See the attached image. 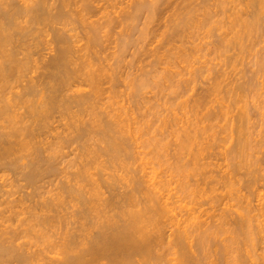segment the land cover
Returning a JSON list of instances; mask_svg holds the SVG:
<instances>
[{"label": "rangeland", "instance_id": "374dc122", "mask_svg": "<svg viewBox=\"0 0 264 264\" xmlns=\"http://www.w3.org/2000/svg\"><path fill=\"white\" fill-rule=\"evenodd\" d=\"M110 1L111 0L107 1V5L109 6V4H112V6L110 5V7L108 8V6L106 5L107 11L110 14L114 13L116 16H117L118 12L120 11L119 9H121V8L123 9L125 7V5H128L127 6L128 9L125 7L126 10H129L132 12V10L129 8L131 7L130 5H132L134 2L136 5L138 4L136 2H139V4L141 2L142 4H145L146 6H149V4H152V5L155 4L153 7L155 10L153 8H151V5L149 7L145 6L147 8V10H146V8H143L142 9L143 11L141 10L142 12H138V13L136 12L135 17L129 18L125 22H122L125 24V25L122 24V27H121V24L120 25L117 24V26L119 28L116 26V24H113L112 25L113 27L110 26L111 28L110 27L108 28V30H110L108 32L106 31L107 28H104L106 34H105L103 29L100 32L101 35H100L99 39L102 41V44L100 45V50H98L99 51L98 58L100 59V63H96L94 67L97 69H99V66H100V68H101V66L103 67L104 71L102 69H100V71L103 74V75H101L102 76L101 79H102V81L105 80V82L102 83V85H104V84L105 85L104 86L101 85L102 88H108L110 86V85H108V84H110V83H108L110 78L120 79V77H123V78H121L123 80L125 77V80H123L122 83H119L120 85L117 83L118 80L115 83V85L113 83V89L109 90V92L110 91H113V92H110V93L107 92V95H105V96L106 97L112 96L111 98H113L114 100L113 99L107 100V101L105 100V103L107 102L106 103L107 105L111 104L109 106L110 107L109 109H111V107H112V109H114V108L116 109L117 105H122V104L124 105L123 107L126 108V110H123V111L124 112L127 111V113H128V115L126 117L128 118L127 120L129 122L127 120L126 121L128 123L127 126H129L131 129L129 128L130 133L129 134L127 133L126 134L127 136L126 135H124V136H125L126 144L128 145V149H130L131 151L132 150L134 151L133 153L130 151L132 154L130 156V159H125V155L122 152L121 154H123L122 156H124V159H123V157H121L122 161H120L119 163L115 162L116 164L114 162L111 163L112 161L110 162V164H108V160L102 159V157L105 158L106 154L104 156L102 155V157L100 156L99 160L101 161V166L105 163L103 169L100 166V164H98V162H99L98 159L96 160V164H95L97 166H94V164H93V166L90 165V167H89L90 171H87V173L90 172L93 175L92 176L90 174L89 177L91 176L93 181L95 180L94 182L97 184L98 188L95 187L96 188L95 190L100 193V195H99L100 202L102 200H103V202L105 200L110 201V204L112 203L111 208H113V207L115 208V209L113 208V213L115 210H116L115 212L120 211L119 209L121 208V205L123 203H125V204H123L124 206L126 205L125 208L122 205L121 209L122 210L125 209V211H126V209L129 210L127 198L130 197L129 195H131V193H132V195L135 194L134 198L136 199L135 201H137V203H138V205L135 203L136 206L141 208L142 205H144V204L146 205V203L144 202V200L146 198L145 196H147L149 194V192L152 191V193H154V191H155V189L153 187L149 186L148 177H145V172L146 173L148 172V174L146 176H150L152 173L155 174L157 172L156 174H158V175L155 174V176H154L155 178L157 177L156 181H163L164 180L161 183L164 185L166 183V185H167V186L165 185V189L167 188L166 190H164V188H162L163 190L161 189L164 192L166 191L165 195L163 194L164 192H161L163 202H164V200L167 199L169 201L168 206L170 208H172V205H170V203L172 204L173 201H174L173 204L175 203V201H177V202L175 204L176 206L173 205V208L176 211L172 210L175 214L173 212L167 213V212L161 211L163 214L168 216V217L167 216L165 217V215H163L161 213L160 216L157 217L159 220H161V222L159 220H157V218L155 217L156 221L158 222V223L156 222V224H158L159 228L155 224H154L155 227L151 226V225H149V226H151L152 228L147 227V231L150 230L148 232L151 233V234L149 233V235H151V238H152V239L150 238L151 241L155 242V240L158 237L157 235L159 234V236H160V239L158 240L159 243L157 242L159 245H157V248H156L157 250L155 251V253L157 252L156 255L157 256L160 255L159 257H161L162 259L159 258L158 262L156 260V262H157L156 264H158V263L159 264H178V263L179 264H200V263L201 264H264V259H263V255H264L263 254L264 253L263 252L264 251V241H263L264 231L262 230L263 231L262 232L260 227H257L258 230L260 229L259 231H261V233H263V235L260 233L261 234L260 236L262 238L259 237V235H257V234H259V232L255 233L256 231H254L256 229L254 226H255V224L257 226L258 223L259 224L261 223L260 225L262 226V228H264V9H263L264 8V0H229V1L228 0H199L201 2H199L198 0H196V1L195 0L194 1L193 0H184V1L183 0H176V1L175 0H159V1L157 0L158 2L156 0H153V2H152V0H148L149 2L147 0L146 1L143 0L145 3L142 2V0H112L111 1L112 3H110ZM185 1H188V2H185ZM261 1H263V2H261ZM104 2H105V0H104ZM159 2H160L161 6L159 5ZM101 3H103V2H101ZM113 3H114V5H113ZM188 3H190V4H188ZM179 4H180V6H179ZM183 4H185V6H183ZM193 4H194V6H193ZM196 4H198V5H196ZM181 5H182V8H181ZM210 5H213V6H210ZM222 6L224 7V9ZM235 6H237V7H235ZM111 7H112V9H110ZM113 7H114V9H113ZM156 7H157V10H156ZM234 7H235V9H234ZM111 10H112V12H111ZM115 12H117V14ZM184 12H185V15H184ZM187 12H190V13L186 14ZM110 14H108V16ZM208 14H210V18H208L210 20L208 21V23H206L207 26H205V27L199 26V23L201 21L204 22L203 20L204 19L206 20L205 17ZM111 15H110V17L113 19L114 15L113 16H111ZM231 15H232V17H231ZM247 15H249V16H247ZM202 16H203V18H202ZM173 17H174V20H173ZM219 17H221V18H219ZM111 18H109V19H111ZM115 18L116 17H114V19ZM219 19L221 20V22L219 21ZM237 19H238V21H237ZM231 20L232 21L235 20V22H237V23H234L235 26H234V24H231L234 22V21L232 22ZM225 21H226V23H224ZM119 22H121V21H119ZM119 22L117 21L116 23H119ZM178 24H180L179 27H178ZM245 24H249V27L250 26L251 27L249 28L248 25L246 26ZM182 25H183V28H182ZM185 25H187V26H185ZM227 25L229 27H231L232 29L229 28ZM253 25H254V27H253ZM222 26H224V27H222ZM123 27H124V29H123ZM192 27H194V28H192ZM199 27H200V29H199ZM245 27H248V29ZM121 28L123 29V33H121L120 37L116 36L119 34L118 32L122 31ZM193 29L195 31H193ZM201 29H203V30H201ZM224 29H226V30H224ZM169 30H171V31H169ZM175 30H178L179 32L175 31ZM182 32H183V34H182ZM107 33L112 34V35H108ZM190 33H192V34H190ZM252 33H254V35ZM122 34H123V36H122ZM234 34H236V36ZM169 35H171V36H169ZM176 35H178V36H176ZM232 35L235 37V38L233 37L234 40L232 38ZM125 36H127L128 38ZM249 37H251V38H249ZM117 38L120 39L122 43L124 42L123 43L124 47L119 45L120 41H118ZM219 38H220V40H223V39L225 40V45H224L225 50H223L224 52L223 51H222L223 53L221 51H219L221 53L218 52L219 55H221L220 57L217 54V49L215 48L218 46V42L220 41ZM230 38H232V41ZM168 39H170V41H168ZM116 40L118 42H116ZM229 40L231 41L230 44H226V41H227V43H229ZM101 41H100V43H101ZM97 42H99V41H97ZM194 42L196 43V46L199 47V48L196 47V49H195L196 53H195L194 48L192 46V45H195ZM117 43H119V44H117ZM215 44H216V46H215ZM117 47H120L121 49L120 48L118 49ZM212 47H214V49H216V51H213ZM200 48H202V49H200ZM189 49H191V50H189ZM197 49L200 51H198ZM201 50H202V52H201ZM100 51H101V53H100ZM187 51H188V53H187ZM154 52H156V53H154ZM167 52L168 53L170 52L171 54L170 53L168 54ZM182 52L183 53L185 52L187 54V57H185L186 55L184 56L187 59H185L184 57L179 55V54H182ZM192 52H194V53H192ZM43 53L44 54L46 53L45 56H48L49 50L44 51ZM148 53H150V54H148ZM50 54H51V52H50ZM154 54L159 55L158 57H161V58L160 59L158 58L159 59L158 60L156 58L157 55H154ZM222 54H224L225 56H223ZM188 55H189V57H188ZM217 55H218V57H217ZM147 56H150V57H147ZM166 56H168V57H166ZM152 57H155V58H152ZM102 58H103V60H101ZM115 58H116V60H115ZM166 58H167V60H166ZM187 60H189V61L186 62ZM162 62H164V63H162ZM185 64H187V65H185ZM189 64L191 66H189ZM109 66H110V68H109ZM206 67H207V69H210V68L212 69L208 72L210 75L208 73H206V75L201 74V76H200V74H199V79H198L197 74L199 73V71H200V73L202 71H206ZM162 69H163V71H162ZM183 69H185V70H183ZM193 70L195 72H193ZM196 72H197V74L195 75ZM214 73H216V74H214ZM115 74H116V76H119V77L117 78L115 76ZM168 74H171V75L175 74L174 78H173L174 80L173 79H172V81L170 79L168 80L165 77ZM136 75H137V77H136ZM126 77H127V79H126ZM164 77L166 78V80H164ZM196 77H197V79H196ZM210 79H212V80H210ZM221 79H223V82ZM217 80H219V81H217ZM214 81L220 82V84L218 83L220 87H219L218 92H216L217 94L211 92V89H212L211 87L214 85ZM126 82H127V84H125ZM167 82H169V83H167ZM141 83H142V85H140ZM171 83H174V84L171 85ZM248 86H249V88H248ZM80 90H83L82 92H86V91L88 92V91H90V87L87 85H84V86L80 87ZM112 93H113V95H112ZM203 98L204 99L207 98V100L205 99L206 100L205 101V100H203ZM112 101L114 104L112 103ZM167 101L170 103L167 104ZM197 101H199V102L197 103ZM155 104H157V105H155ZM169 104H170V106H169ZM244 104L247 107V110H245L246 107L244 106ZM190 105H191V107H190ZM153 106H154V108H153ZM109 109H107V110H109ZM170 109H172V110H170ZM168 110L170 113L168 112ZM194 110H195V112H194ZM197 111H198V113H197ZM239 111L243 112V116H242L241 112H239ZM224 113H226V114H224ZM58 115L59 114H57V113H55V114L53 113V116H54L53 119L54 120L51 119L52 115L50 116L51 118L48 117L50 119V121L44 119L45 123L43 125H45L46 129L44 128L43 132H44V134L45 133L48 134L47 136L45 134V136L43 138V135H44L43 134V135H41V137L40 136L37 137V140L34 139L33 140L34 142L32 141L33 144L30 142V145L28 148V150L30 149L29 151L26 149L27 151H24L22 153L21 150H20L21 152L18 150L23 155L26 156V154H27V156H29V157L23 156L24 158H22V154H19L21 156L19 158V157H17L18 154L15 153V154H17V156H15V158L8 157V159H9L8 161H10V160L12 161L13 159L15 160V162L13 163L14 165L12 164L11 166H7V167L5 166L6 169H3L4 166H1V164H0V166H1L0 167V229H3L5 226L11 227V228H9V230L15 229L14 227H17V223H16L17 221L15 218L16 216L14 215L15 213L13 214V212L18 210V208L21 206L20 204L22 202H24V205H25V206L24 205H22V206L26 208V206L32 207V203L34 204L37 201L42 202L41 200H39L41 198L44 201H50L51 195L53 193H54V196L52 195L51 200H53L54 197L56 199V195L58 196V194H62L61 193L62 192V189H61L62 186L61 185L66 183L67 180L70 179V176L73 175L79 169V163L82 162L80 160V156L82 154H79V153H84V151H85V149L82 146V141H81V143L77 142L74 144L73 143L69 144L70 147H69V145L67 146V144H65L67 146L66 147V146H64V144H62L61 139L58 140V138H64V137L67 138L66 136H68V134L72 135L69 133L70 131L68 133H66V132H67V130H69V128L72 131L71 128L73 127L72 123H70L71 121L73 122V120H70V118L67 115L66 116L68 118L63 117V116L59 118ZM227 115L230 118L226 117ZM186 117L189 118L190 121H192L191 123L194 122V123H196V125L194 126L193 125L194 123L193 124L189 123V119H187ZM83 118H85V117L83 116ZM240 118H242V119H240ZM228 119H229V122H228ZM202 120H203V122H202ZM224 120L227 122L225 123ZM83 121H84V119H83ZM135 121H137V122H135ZM184 121L188 122L187 125L190 124L189 126H192V127L194 126V129L196 126L198 128L197 133H196V136H197L196 140L197 141H195L196 145H195V143H193L189 147V149L186 151V153L185 152L180 153V156L182 153L184 154L182 156L185 159V160H183V158H182V160H183L182 164L183 165L185 164V162H187V163L190 162L187 165L185 164L187 166V169L190 168V166H192L195 161L196 162L198 161L197 163L195 162L196 164H198V167H197L198 169L196 170L197 172L196 171L193 172V174H196V176L195 175L192 176L190 174H186L184 176L185 180L187 179V181L191 185L190 190L192 193H191V196H189V197H187V196L185 197L184 195L179 193V191H178L179 188L177 187V185H179L180 177L174 171L176 168V162L181 159L180 156H179L180 159H177V155H176L177 153H179L177 151L179 149L177 146H178V143L180 142V141L178 142V140H180V139L175 140L176 138H174V137H175V135L177 136L176 130H177V132H179L181 134L182 129L184 127L185 128L188 127V126H186V122H184ZM239 123H241V124H239ZM70 124L72 125L71 127H70ZM150 124H151V126H150ZM183 124H185V125L183 126ZM241 128H242V130H241ZM134 129L138 130L139 132L138 131L136 132ZM173 129H174V132H173ZM199 129H200V131H199ZM246 130H248V131H246ZM198 131H199V133H198ZM209 131H210V133H209ZM240 131H242V132H240ZM203 134H204V136H203ZM64 135H66V136H64ZM173 135H174V137H173ZM95 136L94 137L91 136L92 138H94V140L96 139L95 141L93 139L90 140V143L93 146L91 144L89 145L88 144L89 142H87V144L89 145L88 147L91 146L90 150H92V148L95 146L94 149H96V151L99 152L100 150H102L101 149L102 147L104 148L105 145L103 146L104 141L102 142V140H100V142H102V144H101L102 147L98 146L100 144H96V142H98L99 140L97 141V138H95ZM128 136L130 137V139H132V141H129L130 143L128 142V139H129V138H127ZM133 136H134V138H133ZM148 136L150 138L153 137V140L155 142L157 141L159 146L164 144V147L162 146L163 149L159 147V149H161V151H158V153H159V156L157 155L158 157H156V155H154V153L152 152L153 149H151V147L150 148L147 147V143L149 141H147L146 139L148 138V140H150V138ZM96 137H99V136H96ZM65 138H64V140H65ZM221 138H223V139H221ZM89 139H91V138H89ZM37 141H41L42 143H39ZM242 141H244V142H242ZM59 142H60L62 148H59V147H61ZM34 143H35V145H34ZM200 143H202V144H200ZM36 144L40 145L39 146V149H40L39 152L42 151V153L44 155L43 156L42 153H39L41 155V158L44 159L46 157L48 159V155H47L48 153H50V154L52 153V155L54 154L53 156L49 154V157L52 156L53 160L55 159V156H56V160L52 161L51 160L52 158L49 160H51V164H54V165H52L54 168L57 167L59 169V171L60 170L61 171L59 172L56 168V170L53 171V173H55L53 175H52V173L51 174L49 173L50 175L49 174L45 175V173H47V172L44 171L42 176L45 175L46 176L45 179L43 180L44 177L42 178V176H41L40 179L42 178V180L39 181L40 180L39 179L37 181L38 183L34 184L35 185V186H33L34 189H32V187L28 186L26 181L23 179V175H24V173H26L25 171L28 170L26 167H23V164H28V162L32 161L31 157L33 156L32 154L34 152L31 151L33 149L30 148V146L35 147ZM47 144H49V145H47ZM55 144L57 146L56 148H54ZM84 144H85V142H84ZM167 144H168V146H166ZM240 144H242L243 149L238 147V146L241 147ZM46 145H47V147L49 146L50 149H51L50 145H52V149L51 150L48 149L49 150L48 151L47 149H45ZM42 146H44V147L42 148ZM17 147L18 146H16L15 148H17ZM65 147H66V149H65ZM244 147H245V149H244ZM19 148L20 147H18V149ZM131 148H134V149H131ZM176 148H178V149H176ZM22 149H24V148H22ZM238 149H240V150L238 151ZM44 150H47L48 153H47V151L45 152ZM31 152H33V153L31 154ZM94 152H95V150H94ZM145 152H146V154H145ZM155 152H157V151H155ZM101 154H103V153H101ZM13 155L14 154H12V156ZM119 157H120V155H119ZM126 157H128V156H126ZM10 158H13V159H10ZM16 158H18L17 160L19 162H17ZM46 158L44 160L43 159L42 160L46 161L47 160ZM82 159H85V158L82 157ZM106 159H107V157H106ZM4 160H2V162H3L2 164H4ZM6 160H7V158H6ZM6 160H5V163L8 162ZM42 160L39 162L42 166L40 168L45 169L46 168L45 165H47L48 163H47V161L43 162ZM74 160H75V163H77L78 162L77 160H79V162L76 164L78 166V169L74 168V167H77L76 165L71 166V165L75 164L73 162ZM193 160H195V161H193ZM116 161H117V159H116ZM125 161L127 164L125 163ZM164 161H165V163H164ZM180 161H178L177 163L179 164ZM55 162H56V164H55ZM69 163H72V164H69ZM91 163H92V161H91ZM120 163H121V165L122 164H124V165L121 166ZM68 164H69V166L72 167V170L70 167H67ZM171 164H172V166H171ZM253 164H255V165H253ZM125 165L128 166L129 168L125 167ZM141 165H142V167H141ZM15 166H18V167H15ZM21 166L23 167V169L20 168ZM43 166H45V167H43ZM92 167H94V168H92ZM121 167H123V168H121ZM124 167H125V169H124ZM25 168H26V170H25ZM205 168H206V170H205ZM122 169L126 170V172ZM129 169H130V171H129ZM69 170L72 173H69L70 172ZM95 170H96V172H95ZM138 171H140V172H138ZM19 172H21V173H19ZM64 174H66L65 175L66 177L64 176ZM69 174H70V176H69ZM136 174H139V175H136ZM127 176H128V178H127ZM91 177H90V179H91ZM158 177L163 178V179L158 180L159 179ZM191 177L193 179H191ZM202 177H204V178H202ZM105 178H107V179H105ZM137 179L140 180V182L138 181L139 185H137V183H136L137 181H135ZM145 179H147V180H145ZM87 180L89 181V179H86V181ZM105 180H108V181H105ZM141 180H143L142 181L143 184H140V183H142ZM116 181H117V183H116ZM132 182L133 183L135 182L134 183L135 185ZM87 183L88 182L82 181V183L80 185H77L76 188H78L80 186L79 188H81V190L80 189H78V190H80L82 193H83V191L84 192L87 191L88 197H90L89 193H91L92 191L94 193V190L92 189V191H91V186ZM130 183L132 184V186ZM57 184L60 185L61 187L58 186ZM128 184H129V186H128ZM229 184L233 187H231ZM24 185H26V186H24ZM36 185H38L39 188H37L38 186L36 187ZM142 185H143V187L141 188ZM92 187L94 188V185H92ZM89 190L91 192H89ZM100 190H102V191H100ZM36 191L38 192L39 195L37 194ZM130 191H132V192H130ZM133 191H135V193ZM63 192H64V190H63ZM101 192H102V194H101ZM140 192L142 194H140ZM30 193H31V195H30ZM145 193H146V195H145ZM167 193H169V195H168V197H165V196H167ZM40 194H41V196H40ZM82 195H86V194L83 193ZM46 197H48L49 200ZM112 197H113V200H112ZM179 197H180V200L178 199ZM60 198H63V196H61ZM64 198H65V200L68 201V203L65 200L63 201L66 204L62 203L63 204L62 208L59 209L60 212L62 211L61 214L65 215V214H67V211H68V213L72 214V212H70L72 209H70V208H73V205H75V204L76 205L74 206V209H76V207L77 208L80 207V205L77 204L78 201L76 203V200L74 201V199H72L70 197H65V195H64ZM68 198L72 199L73 201L71 200V202H70V200H68ZM114 198H115V200H114ZM63 199H61V200H63ZM119 200L121 203L119 202ZM14 201H16L15 202L16 204L15 203L14 204L17 206L20 203L19 207L15 208L16 206L15 207L12 206L13 209L9 208V206L11 204L10 202L13 203ZM17 201L19 203H17ZM8 203H10V204L8 205ZM102 203H100V205H106L107 204V203L106 204H102ZM177 204H179V206H181V207L183 206V207L180 208ZM247 204H248V207L246 208ZM22 206L19 208L18 211H20ZM118 206H119V209H117ZM65 207H67V209H69V210H67ZM243 207H245V208H243ZM64 209H66L67 211ZM246 209H249L251 211L247 212ZM5 211H7L8 213L11 211V214H7V212L3 213ZM173 214L175 215V218H174ZM247 214H249V217ZM8 215H9V218H8ZM67 215H68L67 218L69 219L70 216H69V214H67ZM190 215H192V216H190ZM241 215L243 217H240ZM163 216L165 218H163ZM221 217L225 218V219H221ZM10 218H11V220H10ZM18 218H20V217H18ZM241 218H243V219L246 218L245 221L247 223L250 222L249 224L251 225V229L254 232V234H252L253 232L251 233L252 234L251 237H253V238H251L249 235V233L251 231L249 232L248 227H247L248 229L246 228V230L248 232L246 230L243 231L244 229L240 230L241 232L244 233V234L242 233V235H241V232L239 231V227H238L239 222H241V220H242ZM118 219H117V221H118ZM169 219L171 221H169ZM187 219H188V221H187ZM190 219L191 220L193 219V220L190 221ZM71 220H72V218H71ZM7 221H9V222H7ZM176 221H177V224H176ZM257 221H258V223H257ZM174 222H175V224H174ZM221 222H222V224L220 226ZM226 222L228 224H226ZM234 223H237V226ZM181 224H183L184 226L187 225L186 226L187 229H186V227H184ZM212 225H214V226H212ZM233 225H235L237 227L236 229H238V231L236 229H234L235 226L233 227ZM69 226L70 225H68V227ZM179 226H180V228H182V226H183V229L184 230L186 229V232L188 231L189 236H190V237L188 236L189 240L188 239L184 240V243L181 245L183 247L182 249L180 246L173 244L174 243V237H176L174 235L177 232L176 230H178ZM200 227H202L203 231L201 230ZM204 227L205 228L209 227L210 228V229L208 228L209 230H211L213 232L216 231V232L213 233L211 231H208ZM219 227L222 229H220ZM159 229H160V231H159ZM204 229L206 230V232H204L205 231ZM218 229L221 231V233H223V231H224V234L217 233ZM207 231L210 233H208ZM226 232H228V233H226ZM172 233H174V235ZM204 233H205V235L208 233L207 237L204 236ZM255 234H256V236H255ZM243 235H245V237H247V239H249V240H250V238L253 239V240H251L252 242L249 240L245 241V238L243 237ZM200 236L204 238V241H205L204 246H203V243H200V242H203L200 240V239H202ZM241 236L243 237V239H241ZM232 237H233V240H232ZM35 238H36V236L33 237V235H28V237H26L25 239L22 238L23 242H21L22 240H20V242L21 243L25 242L26 244L29 242L30 245L32 244L31 249L36 252L37 248L39 249L40 246H41L40 248H43V246H46V245L41 239H38V238L35 239ZM237 238H240L241 242ZM205 239H207V240H205ZM229 239H231L232 242L234 241L233 244L229 243L230 242ZM40 240L44 243V245ZM190 240H193V241L189 242ZM242 240H243V242H242ZM166 241L168 244L166 243ZM186 241L189 243V245ZM51 242H53V239ZM245 242H247V243H245ZM190 243H191V246H190ZM29 244H27V246ZM205 244L208 245L207 246L208 248L209 247L210 248L207 249ZM230 244H231V246H230ZM244 244H245L246 248L243 247ZM253 244H254V248H253V246L251 247V245H253ZM34 245L35 246L37 245L38 247L37 246L35 247ZM226 246H229V248ZM51 247H53V245ZM178 247H180V248H178ZM47 248H48V246H47ZM47 248L45 247L44 249L46 250ZM48 249L46 250V252H47L48 257H49L50 255L52 256V254H50L51 251H49V253H48ZM229 249H232L234 252L232 250H229ZM32 250L30 251L31 253H32ZM40 250H41V252L43 251L42 249H40ZM206 251H207V254H206ZM179 252H180V254H179ZM43 253L45 254V252H43ZM183 253H185V255ZM32 254H34V253H32ZM40 254L42 255V253H40ZM176 254H177V256H176ZM182 254H183V256H182L183 259H181ZM261 254H262V258H260ZM179 255H180V257H179ZM186 256L187 257L189 256L188 257L189 260H188V258L186 259ZM37 257H39V256H37ZM37 257L34 258V256H33V258L31 257V259H28V261H26V263H23V264H44L45 263V261L40 260V258H43L42 256L39 258H37ZM135 257L137 258L138 261H134V264H135V262H137L136 264H140V262H139L140 258L138 257V255H135ZM135 257H133V259L136 260ZM207 258H209V259H207ZM181 260H182V262H181ZM36 261H37V263H36ZM154 262H153V264H155ZM0 264H16V263L15 262L11 263L8 260H6V261L0 260ZM141 264H143V263H141ZM149 264H152V263H149Z\"/></svg>", "mask_w": 264, "mask_h": 264}, {"label": "bare ground", "instance_id": "6f19581e", "mask_svg": "<svg viewBox=\"0 0 264 264\" xmlns=\"http://www.w3.org/2000/svg\"><path fill=\"white\" fill-rule=\"evenodd\" d=\"M108 1V0H107ZM107 1L105 0H0V164L1 166H4L3 169H6L5 166H11L15 160L13 158H15V156L17 157H21L19 154H22L24 151H27L30 145V142L33 144V140L36 139L37 137H41V135L44 134V128L46 129L45 125H43L45 123V120H49V118H51L50 116L52 115V118L55 116H53V113H57L59 114V118L60 117H69L70 120H73V122L71 121L70 123H72L73 127L71 128L72 131L67 130L66 133L72 134L66 136L67 138H58L61 139L62 144H64V146H66L65 144H67V146L69 144H74V143H81L82 141V146L85 149L84 153H79L82 154L81 156L84 157L85 159H82V157L80 156V160L82 162L79 163V169L78 166L76 165L79 160H77L78 162L75 163V160L73 161L74 165L71 166H77L74 168H77L78 170L70 176V179L67 180L66 183L62 184L61 189H62V194H58V196L56 195V199L54 197L53 200L52 199V195L54 196V193L51 195V199L50 201H44L42 198L39 199L40 201L35 202L34 204L32 203V207H28L26 206L23 207L22 205H24V202H22L21 204L17 201V203H19L22 208L19 210V204L18 206L15 205L16 201H14L13 203L10 202L8 203V205L10 204L9 208L15 207H19L17 211H12L13 214L16 216H14L16 218V223H17V227H14L15 229H11L9 230V226H5L3 229H0V260H8L9 262H15L16 264H23L26 263V261H28V259H31V257L36 258L37 256L39 257H43L40 258L41 261H45L44 264H134V261H138L137 258L135 257V255H138V257L140 258L139 262L140 264H149L153 262L156 264L160 259H162L161 257L157 256L155 251L157 250V245H159L158 240L160 239L159 234L157 235V239L154 241H151V235H149L150 230L147 231V227H151L158 224H156V218L160 216V214L163 212H170L172 213L174 210L173 205L176 204L177 201H175V203L172 204L170 203V205H172V208H170L169 205V201L166 199L162 200V195L161 192L164 188L165 189V185L162 184L161 182L163 181H156V178L154 177L155 174L157 173H152L150 176H146L148 174V172H145V177H148V183L149 186L153 187L155 189L154 193L149 192V194L147 196H145V200L144 202L146 203V205H142L141 208H139L138 206H136V204L138 205L137 201H135L136 199L134 198L135 194L129 195L130 197L127 198V202H128V209H121L122 205L125 204L123 203L121 205V208L119 209V206L117 209H119L120 211L113 213V208H111L112 203L110 204V201L105 200L103 202V200L100 202V198L99 195L100 193L98 191H96L95 189L98 188L97 184L93 181L92 177L90 179L89 175L91 174L90 172L87 173V171H90L89 167L90 165L93 166H97L96 164V160L98 159V164H100L101 166V161L100 156L102 157V155L104 156L105 154V158L102 157V159L108 160V164L111 163H115V162H120L122 161L121 157L123 154L125 155V159H130V156L132 155L131 152L133 153L134 151L128 149V145L126 144L125 141V136L127 133H130V127L127 126V111H123L126 110V108H124L123 104L122 105H117V108L115 109H109L110 105L105 103V100H111L113 98L111 97H106L105 95H107V92H109L110 89H113V83L115 85V83L118 80V84L122 83L123 80L120 77V79H116V78H110V80L108 81V85H110L108 88H102L101 85L104 81H102L101 79V75L102 72L100 71V69L103 70V67L99 66V69L95 68V64L96 63H100V59L98 58V53L100 50V45L102 44V41L99 39L100 35H101V30L104 28H107V32L110 31L108 30V28L113 24H121L122 27V22H125L127 19L129 18H133L135 17L136 12H142L143 8L149 7L151 5V8L154 7V5L149 4V6H146L145 4H142L140 2H136L138 3L137 5L135 4V2L130 5L129 9L132 10H126L128 5H125V7L122 9H119L120 11L115 12L117 14V16L114 13H108L107 11ZM112 1V0H111ZM110 1V3H112ZM146 1V0H144ZM142 0V2H144ZM148 1V0H147ZM157 1V0H156ZM159 1V0H158ZM157 1V2H158ZM176 1V0H175ZM184 1V0H183ZM194 1V0H193ZM196 1V0H195ZM199 1V0H198ZM229 1V0H228ZM103 2V3H101ZM114 2V1H113ZM149 2V1H148ZM153 2V0H152ZM155 2V1H154ZM188 2V1H185ZM201 2V1H199ZM218 2V1H217ZM263 2V1H261ZM145 3V2H144ZM151 3V2H150ZM156 3V2H155ZM169 3V2H168ZM182 3V2H181ZM194 3V2H193ZM196 3V2H195ZM227 3V2H226ZM124 4V3H123ZM128 4V3H127ZM170 4V3H169ZM178 4V3H177ZM190 4V3H188ZM201 4V3H200ZM231 4V3H230ZM107 5V6H106ZM110 5L112 6V4H109L108 8L110 7ZM114 5V3H113ZM160 5V2H159ZM198 5V4H196ZM208 5V4H207ZM262 5V4H261ZM106 6V7H105ZM146 6V7H145ZM161 6V5H160ZM176 6V5H175ZM180 6V4H179ZM178 6V7H179ZM183 6H185V4H183ZM194 6V4H193ZM200 6V5H199ZM213 6V5H210ZM216 6V5H215ZM233 6V5H232ZM255 6V5H254ZM177 7V8H178ZM223 7V6H222ZM237 7V6H235ZM234 7V9H235ZM159 8V7H158ZM182 8V5H181ZM180 8V9H181ZM202 8V7H201ZM262 8V7H261ZM112 9V7L110 8ZM109 9V10H110ZM114 9V7H113ZM128 9V8H127ZM154 9V8H153ZM224 9V7H223ZM252 9V8H251ZM264 9V8H263ZM134 10V11H133ZM142 10V11H141ZM147 10V8H146ZM155 10V9H154ZM157 10V7H156ZM177 10V9H176ZM217 10V9H216ZM238 10V9H237ZM260 10V9H259ZM107 11V12H106ZM195 11V10H194ZM231 11V10H230ZM257 11V10H256ZM110 12V11H109ZM112 12V10H111ZM147 12V11H146ZM229 12V11H228ZM238 12V11H237ZM190 12H187L186 14H188ZM205 13V12H204ZM208 13V12H207ZM220 13V12H219ZM108 14H110L111 16L114 15V17H116L113 19L110 17V15L108 16ZM152 14V13H151ZM175 14V13H174ZM203 14V13H202ZM218 14V13H217ZM177 15V14H176ZM181 15V14H180ZM185 15V12H184ZM209 15V16H208ZM206 15V20L204 19V22H200L199 26L205 27L207 26L206 23H208V21L210 19V14ZM212 15V14H211ZM234 15V14H233ZM137 16V15H136ZM173 16V15H172ZM195 16V15H194ZM227 16V15H226ZM249 16V15H247ZM258 16V15H257ZM260 16V15H259ZM141 17V16H140ZM178 17V16H177ZM188 17V16H187ZM218 17V16H217ZM232 17V15H231ZM234 17V16H233ZM111 18V19H109ZM198 18V17H197ZM203 18V16H202ZM214 18V17H213ZM221 18V17H219ZM225 18V17H224ZM240 18V17H239ZM245 18V17H244ZM247 18V17H246ZM181 19V18H180ZM185 19V18H184ZM199 19V18H198ZM235 19V18H234ZM174 20V17H173ZM187 20V19H186ZM250 20V19H249ZM119 23H116V22ZM181 21V20H180ZM192 21V20H191ZM195 21V20H194ZM219 21L221 22V20L219 19ZM232 21V20H231ZM234 21V22H233ZM231 24L237 23L235 22V20H233ZM238 21V19H237ZM248 21V20H247ZM251 21V20H250ZM178 22V21H177ZM184 22V21H183ZM219 22V23H220ZM226 23V21L224 22ZM228 23V22H227ZM248 23V22H247ZM256 23V22H255ZM181 24V23H180ZM180 24H178V27L180 26ZM253 24V23H252ZM125 25V24H124ZM131 25V24H130ZM223 25V24H222ZM225 25V24H224ZM244 25V24H243ZM246 26L249 24H245ZM257 25V24H256ZM187 26V25H185ZM228 26V25H227ZM235 26V24H234ZM110 27V28H111ZM115 27V26H114ZM118 27V26H117ZM128 27V26H127ZM195 27V26H194ZM192 27V28H194ZM224 27V26H222ZM229 27V26H228ZM248 27H245L248 29ZM251 27V26H250ZM249 27V28H250ZM254 27V25H253ZM119 28V27H118ZM117 28V29H118ZM183 28V25H182ZM198 28V27H197ZM196 28V29H197ZM231 28V27H229ZM257 28V27H256ZM255 28V29H256ZM114 29V28H113ZM124 29V27H123ZM123 29L121 28L122 31L118 32L119 34L116 36H121V33H123ZM200 29V27H199ZM232 29V28H231ZM120 30V29H119ZM181 30V29H180ZM203 30V29H201ZM216 30V29H215ZM226 30V29H224ZM254 30V29H253ZM252 30V31H253ZM257 30V29H256ZM171 31V30H169ZM178 31V30H175ZM174 31V32H175ZM185 31V30H184ZM193 31H195L193 29ZM197 31V30H196ZM233 31V30H232ZM255 31V30H254ZM103 32V31H102ZM105 32V30H104ZM179 32V31H178ZM192 32V31H191ZM211 32V31H210ZM227 32V31H226ZM225 32V33H226ZM229 32V31H228ZM170 33V32H169ZM193 33V32H192ZM190 33V34H192ZM258 33V32H257ZM261 33V32H260ZM106 34V32H105ZM108 35H112L107 33ZM177 34V33H176ZM180 34V33H179ZM183 34V32H182ZM189 34V35H190ZM211 34V33H210ZM233 34V33H232ZM254 35V33H252ZM125 35V34H124ZM236 36V34H234ZM259 35V34H258ZM99 36V37H98ZM107 36V35H106ZM123 36V34H122ZM167 36V35H166ZM171 36V35H169ZM178 36V35H176ZM249 36V35H248ZM102 37V36H101ZM104 37V36H103ZM127 37V36H125ZM180 37V36H179ZM197 37V36H196ZM234 36L232 35V38ZM257 37V36H256ZM122 38V37H121ZM128 38V37H127ZM170 38V37H169ZM221 38V37H220ZM219 38V40H220ZM232 38L231 41H232ZM235 38V37H234ZM233 38V40H234ZM251 38V37H249ZM253 38V37H252ZM107 39V38H106ZM115 39V38H114ZM177 39V38H176ZM190 39V38H189ZM216 39V38H215ZM223 39V38H222ZM227 39V38H226ZM113 40V39H112ZM118 41H120L119 45L123 46V43L121 42L120 39L117 38ZM116 40V42H118ZM183 40V39H182ZM99 41V42H97ZM101 41V43H100ZM168 41H170V39H168ZM197 41V40H196ZM228 41V40H227ZM226 44H230V40L229 43ZM181 42V41H180ZM218 42V41H217ZM189 43V42H188ZM187 43V44H188ZM195 43V42H194ZM239 43V42H238ZM191 45V44H190ZM224 45H225V40H220L218 42V46H216L215 44V48L217 49V54L219 55V53H221L224 49ZM232 45V44H231ZM109 46V45H108ZM120 46V47H121ZM189 46V45H188ZM194 48V51L196 53V43L195 45H192ZM120 47H117L118 49ZM185 47V46H184ZM183 47V48H184ZM213 48V51H216V49ZM102 48V47H101ZM199 48V47H197ZM109 49V48H108ZM121 49V48H120ZM202 49V48H200ZM231 49V48H230ZM49 50V55L45 56V54L43 53L44 51ZM183 50V49H182ZM181 50V51H182ZM185 50V49H184ZM191 50V49H189ZM198 50V49H197ZM122 51V50H121ZM171 51V50H170ZM200 51V50H198ZM221 51V52H219ZM51 52V54H50ZM179 52V51H178ZM186 52V51H185ZM179 54L182 57H187L186 53ZM202 52V50H201ZM219 52V53H218ZM224 52V51H223ZM222 52V53H223ZM101 53V51H100ZM156 53V52H154ZM168 53V52H167ZM170 53V52H169ZM168 53V54H169ZM181 53V52H180ZM188 53V51H187ZM194 53V52H192ZM48 54V53H47ZM104 54V53H103ZM145 54V53H144ZM150 54V53H148ZM171 54V53H170ZM190 54V53H189ZM112 55V54H111ZM157 55V54H154ZM217 55V57H218ZM223 56H225L224 54H222ZM159 55H157V59L161 58L158 57ZM221 55H219L220 57ZM105 57V56H104ZM109 57V56H108ZM113 57V56H112ZM150 57V56H147ZM168 57V56H166ZM178 57V56H177ZM176 57V58H177ZM180 57V56H179ZM184 57V58H185ZM189 57V55H188ZM155 58V57H152ZM164 58V57H163ZM181 58V57H180ZM183 58V59H184ZM105 59V58H104ZM158 59V60H159ZM187 59V58H185ZM190 59V58H189ZM103 60V58L101 59ZM108 60V59H107ZM116 60V58H115ZM153 60V59H152ZM167 60V58H166ZM178 60V59H177ZM182 60V59H181ZM105 61V60H104ZM165 61V60H164ZM169 61V60H168ZM189 60H187L186 62H188ZM167 62V61H166ZM177 62V61H176ZM179 62V61H178ZM184 62V61H183ZM107 63V62H106ZM164 63V62H162ZM161 63V64H162ZM170 63V62H169ZM188 64V63H187ZM185 64V65H187ZM98 65V64H97ZM96 65V66H97ZM111 65V64H110ZM177 65V64H176ZM189 66H191L189 64ZM209 67V66H208ZM95 68V69H94ZM110 68V66H109ZM112 68V67H111ZM199 69V68H198ZM203 69V68H202ZM185 70V69H183ZM210 69H207L206 67V71H202L200 73L197 74V72L195 73V75L197 74V77L199 79V74L201 76V74L206 75V73H208ZM104 71V70H103ZM149 71V70H148ZM154 71V70H153ZM163 71V69H162ZM193 72H195L193 70ZM192 72V73H193ZM189 73V72H188ZM191 73V72H190ZM205 73V74H204ZM218 73V72H217ZM114 74V73H113ZM144 74V73H143ZM160 74V73H159ZM162 74V73H161ZM179 74V73H178ZM209 74V73H208ZM216 74V73H214ZM121 75V74H120ZM124 75V74H123ZM127 75V74H126ZM174 75L168 74L167 76H165L168 80L170 79L172 81V79L174 78ZM210 75V74H209ZM208 75V76H209ZM116 76V74H115ZM114 76V77H115ZM179 76V75H178ZM177 76V77H178ZM181 76V75H180ZM219 76V75H218ZM117 78L119 76H116ZM137 77V75H136ZM157 77V76H156ZM164 77V80H166V78ZM176 77V76H175ZM184 77V76H183ZM196 77V79H197ZM203 77V76H202ZM217 77V76H216ZM224 77V76H223ZM155 78V77H154ZM160 78V77H159ZM206 78V77H205ZM214 78V77H213ZM222 78V77H221ZM127 79V77H126ZM180 79V78H179ZM190 79V78H189ZM218 79V78H217ZM151 80V79H150ZM153 80V79H152ZM156 80V79H155ZM160 80V79H159ZM174 80V79H173ZM193 80V79H192ZM212 80V79H210ZM223 82V79H221ZM129 81V80H128ZM139 81V80H138ZM148 81V80H147ZM170 81V82H171ZM187 81V80H186ZM190 81V80H189ZM219 81V80H217ZM214 81V85L211 87V92L217 94L216 92H218L219 90V84L220 82ZM125 82V81H124ZM157 82V81H156ZM161 82V81H160ZM174 82V81H173ZM197 82V81H196ZM216 82V83H215ZM169 83V82H167ZM177 83V82H176ZM219 83V84H218ZM127 84V82L125 83ZM160 84V83H159ZM158 84V85H159ZM174 83H171V85ZM178 84V83H177ZM84 85H87L90 87V91H86V92H82L83 90H80V87ZM105 85V84H104ZM102 85V86H104ZM117 85V84H116ZM120 85V84H119ZM142 85V83L140 84ZM149 85V84H148ZM211 85V84H210ZM115 87V86H114ZM155 87V86H154ZM159 87V86H158ZM222 87V86H221ZM229 87V86H228ZM177 88V87H176ZM239 88V87H238ZM249 88V86H248ZM83 89V88H82ZM85 89V88H84ZM172 89V88H171ZM222 89V88H221ZM113 92V91H110ZM109 92V93H110ZM184 92V91H183ZM207 92V91H206ZM226 92V91H225ZM184 94V93H183ZM113 95V93H112ZM179 95V94H178ZM213 95V94H212ZM239 95V94H238ZM105 96V97H104ZM116 96V95H115ZM160 96V95H159ZM177 96V95H176ZM203 96V95H202ZM205 96V95H204ZM214 96V95H213ZM215 97V96H214ZM228 97V96H227ZM239 97V96H238ZM109 98V99H108ZM163 98V97H162ZM176 98V97H175ZM187 99V98H186ZM192 99V98H191ZM207 100V98H205ZM203 98V100H205ZM114 100V99H113ZM123 100V99H122ZM205 100V101H206ZM242 100V99H241ZM213 101V100H212ZM120 102V101H119ZM126 102V101H125ZM130 102V101H129ZM199 101H197L198 103ZM216 102V101H215ZM107 105H105V104ZM113 103V101H112ZM170 103L167 101V104ZM196 103V102H195ZM223 103V102H222ZM114 104V103H113ZM202 104V103H201ZM208 104V103H207ZM130 105V104H129ZM157 105V104H155ZM229 105V104H228ZM113 106V105H112ZM115 106V105H114ZM170 106V104H169ZM224 106V105H223ZM230 106V105H229ZM243 106V105H242ZM245 106V104H244ZM157 107V106H156ZM191 107V105H190ZM221 107V106H220ZM246 107V106H245ZM124 108V109H123ZM128 108V107H127ZM142 108V107H141ZM154 108V106H153ZM173 108V107H172ZM243 108V107H242ZM109 109V110H107ZM152 109V108H151ZM193 109V108H192ZM172 110V109H170ZM187 110V109H186ZM247 110V107L246 109ZM152 111V110H151ZM155 111V110H154ZM188 111V110H187ZM244 111V110H243ZM157 112V111H156ZM167 112V111H166ZM169 112V110H168ZM195 112V110H194ZM241 112V111H239ZM247 112V111H246ZM159 113V112H158ZM170 113V112H169ZM183 113V112H182ZM198 113V111H197ZM207 113V112H206ZM205 113V114H206ZM151 114V113H150ZM186 114V113H185ZM223 114V113H222ZM226 114V113H224ZM242 116H243V112H241ZM248 114V113H247ZM65 115V116H64ZM67 115V116H66ZM184 115V114H183ZM83 116L85 118H83ZM154 116V115H153ZM170 116V115H169ZM182 116V115H181ZM192 116V115H191ZM224 116V115H223ZM246 116V115H245ZM49 117V118H48ZM67 117V118H68ZM84 121H83V119ZM156 117V116H155ZM175 117V116H174ZM177 117V116H176ZM225 117V116H224ZM226 117H229L228 115ZM241 117V116H240ZM126 118V119H125ZM187 118V117H186ZM195 118V117H194ZM230 118V117H229ZM45 119V120H44ZM137 119V118H136ZM169 119V118H168ZM183 119V118H182ZM189 119V118H187ZM242 119V118H240ZM43 120V121H42ZM54 120V119H53ZM61 120V119H60ZM68 120V119H67ZM127 120V121H126ZM201 120V119H200ZM168 121V120H167ZM41 122V123H40ZM43 122V123H42ZM66 122V121H65ZM129 122V121H128ZM137 122V121H135ZM143 122V121H142ZM155 122V121H154ZM175 122V121H174ZM186 122V121H184ZM192 121H190L189 119V123H191ZM197 122V121H196ZM203 122V120H202ZM224 122L226 123L227 121L224 120ZM229 122V119H228ZM47 123V122H46ZM50 123V122H49ZM77 123V124H76ZM141 123V122H140ZM156 123V122H155ZM171 123V122H170ZM178 123V122H177ZM188 122H186V126L188 127H184L182 129L181 134L179 132H177V136L173 135L174 138H176L175 140H178V149L177 151L179 153H177V159H180L181 157V161H180V165L176 162V168H175V172L179 175L180 180H179V185H177V187L179 188V193L184 195L185 197H189L191 196V190L190 187L191 185L189 184V182L187 181V179L185 180L184 176L186 174H190L192 176H196V174H193V172H195L198 168V164H196L197 162L195 160L193 165L190 166V168L187 169V162H185V164H182V161L185 160L182 156L184 155L183 153L180 156L181 152H185L189 149V147L195 143L196 138V133H197V126L194 129V126L196 125V123H191L194 126H189L190 124L187 125ZM215 123V122H214ZM243 123V122H242ZM65 124V123H64ZM67 124V123H66ZM137 124V123H136ZM172 124V123H171ZM199 124V123H198ZM228 124V123H227ZM226 124V125H227ZM238 124V123H237ZM241 124V123H239ZM70 124V127L72 126ZM185 124H183L184 126ZM243 125V124H242ZM67 126V125H66ZM140 126V125H139ZM151 126V124H150ZM172 126V125H171ZM229 126V125H228ZM227 126V127H228ZM136 127V126H135ZM134 127V128H135ZM130 128V129H129ZM143 128V127H142ZM194 130H193V129ZM197 128V129H196ZM229 128V127H228ZM227 128V129H228ZM237 129V128H236ZM135 130V129H134ZM204 130V129H203ZM202 130V131H203ZM208 130V129H207ZM211 130V129H210ZM214 130V129H213ZM242 130V128H241ZM136 132L138 130H135ZM150 131V130H149ZM200 131V129H199ZM198 131V133H199ZM248 131V130H246ZM47 132V131H46ZM134 132V131H133ZM139 132V131H138ZM158 132V131H157ZM166 132V131H165ZM174 132V129H173ZM219 132V131H218ZM242 132V131H240ZM150 133V132H149ZM169 133V132H168ZM180 135H179V134ZM210 133V131H209ZM237 133V132H236ZM245 133V132H244ZM243 133V134H244ZM46 134V133H45ZM45 134L43 135V138L45 136ZM133 134V133H132ZM151 134V133H150ZM155 134V133H154ZM241 134V133H240ZM48 134H46L47 136ZM58 135V134H57ZM99 136L96 137L97 141L96 144H100L98 146L102 147L101 144L103 142V146L99 152L96 151V149H94V147L92 148V150H90L91 146L88 147L91 143L90 140H94V136ZM163 135V134H162ZM169 135V134H168ZM92 136V137H91ZM127 136V135H126ZM132 136V135H131ZM157 136V135H156ZM199 136V135H198ZM204 136V134H203ZM143 137V136H142ZM149 137V136H148ZM152 137V136H151ZM206 137V136H205ZM240 137V136H239ZM244 137V136H243ZM46 138V137H45ZM57 138V137H56ZM91 138V139H89ZM128 142L132 141V139H130V137L128 136ZM132 138V137H131ZM134 138V136H133ZM145 138V137H144ZM150 138V137H149ZM159 138V137H158ZM217 138V137H216ZM246 138V137H245ZM89 139V140H88ZM155 139V138H154ZM157 139V138H156ZM204 139V138H203ZM223 139V138H221ZM242 139V138H241ZM240 139V140H241ZM244 139V138H243ZM35 140V141H36ZM40 140V139H39ZM96 140V139H95ZM94 140V141H95ZM100 140H102V142H100ZM147 141H149L147 143V147L151 149H153V153L154 155H156V157L159 156L158 151H161L160 148H162V146L164 147V144L160 145L158 144V142L153 140V137L150 138V140H148V138L146 139ZM199 140V139H198ZM245 140V139H244ZM25 141V142H24ZM33 141V142H32ZM57 141V140H56ZM136 141V140H135ZM154 141V142H153ZM239 141V140H238ZM247 141V140H246ZM39 143H42L41 141H37ZM85 142V144H84ZM87 142H89L87 144ZM134 142V141H133ZM176 142V141H175ZM244 142V141H242ZM241 142V143H242ZM49 143V142H48ZM57 143V142H56ZM95 143V142H94ZM105 143V144H104ZM130 143V142H129ZM128 143V144H129ZM248 143V142H247ZM250 143V142H249ZM38 144V143H37ZM35 147H31L33 150V152H31V154L33 155L30 159L32 161L28 162V164H23V167H26L28 170H26L25 168V172L23 175V179L26 181L27 185L32 187L35 186L34 184L38 183L37 181L40 179V177L43 175L44 171H46L47 173H45V175H48L49 173L52 175L55 174L53 173V171L56 170L57 167H53L51 164V160L54 161L56 160V156L55 159L53 160V155L52 153H48L49 150L52 149V145L51 149L49 148V146L47 147V144L45 149H49L44 150L45 152L47 151V155H48V159L47 161V165L45 169H42L40 167L41 164L39 163L43 158H41V155L39 153L40 149L39 146L37 145ZM60 144V142H59ZM87 144V145H86ZM202 144V143H200ZM236 144V143H235ZM35 145V143H34ZM42 145V144H41ZM86 145V146H85ZM92 145V144H91ZM196 145V143H195ZM240 146H238L239 148L243 149L242 144H240ZM16 146L20 147L18 149L15 148ZM38 146V147H37ZM61 146V144H60ZM63 146V147H64ZM66 146V147H67ZM72 146V145H71ZM93 146V145H92ZM168 146V144L166 145ZM44 146H42L43 148ZM56 144L55 147L56 148ZM65 147V149H66ZM70 147V145H69ZM89 149H88V148ZM99 147V148H100ZM236 147V146H235ZM24 148V149H22ZM41 148V149H42ZM59 148H62L59 147ZM97 148V147H96ZM174 148V147H173ZM199 148V147H198ZM17 149V150H16ZM27 149V150H26ZM134 149V148H131ZM163 149V148H162ZM166 149V148H165ZM235 149V148H234ZM245 149V147H244ZM15 150V151H14ZM21 150L22 153H20L19 151ZM30 150V149H29ZM28 150V151H29ZM43 150V149H42ZM57 150V149H56ZM95 150V152H94ZM99 150V149H98ZM150 150V149H149ZM157 152H155V151ZM170 150V149H169ZM174 150V149H173ZM201 150V149H200ZM203 150V149H202ZM240 149H238L239 151ZM18 151V152H17ZM83 151V150H82ZM81 151V152H82ZM131 151V152H130ZM175 151V150H174ZM204 151V150H203ZM242 151V150H241ZM52 152V151H51ZM123 152V154H121ZM201 152V151H200ZM17 153V154H15ZM103 153V154H101ZM148 153V152H147ZM158 153V154H157ZM162 153V152H161ZM165 153V152H164ZM189 153V152H188ZM245 153V152H244ZM12 154H14L12 156ZM45 154V155H46ZM49 154L52 155L51 157H49ZM143 154V153H142ZM146 154V152H145ZM251 154V153H250ZM29 155V154H28ZM43 155V153H42ZM46 155V156H47ZM57 155V154H56ZM120 155V157H119ZM158 155V156H157ZM171 155V154H170ZM173 155V154H172ZM190 155V154H189ZM22 154V158H24ZM44 156V155H43ZM128 156V157H126ZM180 156V157H179ZM8 157H13L10 159H13L12 161H8ZM25 157H29L26 156ZM107 157V159H106ZM133 157V156H132ZM179 157V158H178ZM7 158V160H6ZM44 158V159H45ZM52 158V159H51ZM79 158V157H78ZM109 158V159H108ZM149 158V157H148ZM183 158V160H182ZM203 158V157H202ZM8 161L5 163V160ZM18 158H16L17 160ZM43 159V160H44ZM51 159V160H49ZM112 159V160H111ZM117 159V161H116ZM161 159V158H160ZM174 159V158H173ZM247 159V158H246ZM2 160H4V164H2ZM21 160V159H20ZM29 160V159H28ZM42 160V161H43ZM58 160V159H57ZM119 160V161H118ZM141 160V159H140ZM139 160V161H140ZM157 160V159H156ZM206 160V159H205ZM248 160V159H247ZM251 160V159H250ZM249 160V161H250ZM43 161V162H46ZM92 161V163H91ZM170 161V160H169ZM172 161V160H171ZM235 161V160H234ZM17 162H19L17 160ZM42 162V163H43ZM72 162V161H71ZM200 162V161H199ZM237 162V161H236ZM246 162V161H245ZM21 163V162H20ZM103 163V162H102ZM123 163V162H122ZM126 163V161H125ZM149 163V162H148ZM165 163V161H164ZM201 163V162H200ZM238 163V162H237ZM248 163V162H247ZM253 163V162H252ZM56 164V162H55ZM72 164V163H69ZM70 167L72 170V167ZM105 164V163H104ZM104 164L101 166L102 169L104 167ZM116 164V163H115ZM127 164V163H126ZM163 164V163H162ZM175 164V163H174ZM178 164V165H177ZM192 164V163H191ZM207 164V163H206ZM14 165V164H13ZM113 165V164H112ZM121 165V163H120ZM119 165V166H120ZM124 165V164H122ZM121 165V166H122ZM130 165V164H129ZM160 165V164H159ZM166 165V164H165ZM168 165V164H167ZM170 165V164H169ZM255 165V164H253ZM0 166V167H1ZM43 166V167H45ZM99 166V165H98ZM117 166V165H116ZM132 166V165H131ZM161 166V165H160ZM172 166V164H171ZM18 167V166H15ZM23 167L21 166L20 168L23 169ZM125 167H128L125 165ZM124 167V169H125ZM134 167V166H133ZM142 167V165H141ZM253 167V166H252ZM9 168V167H8ZM94 168V167H92ZM91 168V169H92ZM100 168V167H99ZM123 168V167H121ZM129 168V167H128ZM153 168V167H152ZM170 168V167H169ZM41 169V170H40ZM112 169V168H111ZM114 169V168H113ZM122 169V170H124ZM127 169V168H126ZM135 169V168H134ZM141 169V168H140ZM57 170L59 171V169L57 168ZM100 170V169H99ZM117 170V169H116ZM139 170V169H138ZM170 170V169H169ZM206 170V168H205ZM22 171V170H21ZM61 171V170H60ZM59 171V172H60ZM70 171V170H69ZM126 172V170H124ZM130 171V169H129ZM203 171V170H202ZM15 172V171H14ZM23 172V171H22ZM65 172V171H64ZM96 172V170H95ZM132 172V171H131ZM135 172V171H134ZM140 172V171H138ZM197 172V171H196ZM21 173V172H19ZM69 173H72L71 171ZM115 173V172H114ZM128 173V172H127ZM130 173V172H129ZM235 173V172H234ZM49 174V175H50ZM176 174V175H177ZM237 174V173H236ZM42 176L43 180L45 179L46 176ZM66 174H64L65 176ZM92 175V174H91ZM123 175V174H122ZM121 175V176H122ZM139 175V174H136ZM158 175V174H156ZM56 176V175H55ZM63 176V175H62ZM68 176V175H67ZM93 176V175H92ZM125 176V175H124ZM171 176V175H170ZM204 176V175H203ZM235 176V175H234ZM48 177V176H47ZM51 177V176H50ZM57 177V176H56ZM66 177V176H65ZM139 177V176H138ZM42 178L39 180L41 181ZM116 178V177H115ZM128 178V176H127ZM159 178V177H158ZM204 178V177H202ZM62 179V178H61ZM67 179V178H66ZM86 179H89V181ZM107 179V178H105ZM130 179V178H129ZM163 179V178H159L158 180ZM191 179H193L191 177ZM3 180V179H2ZM22 180V179H21ZM65 180V179H64ZM147 180V179H145ZM207 180V179H206ZM19 181V180H18ZM83 182H88L87 184H89L91 186V191L92 189L94 190L91 192L89 190V196L87 194V191L83 193H85L86 195H82L83 193L80 191L81 188H76L77 185H80ZM108 181V180H105ZM137 181V185H139L138 181L140 182L139 179L135 180ZM143 180H141L142 182ZM199 181V180H198ZM215 181V180H214ZM6 182V181H5ZM62 182V181H61ZM205 182V181H204ZM229 182V181H228ZM25 183V184H26ZM47 183V182H46ZM58 183V182H57ZM117 183V181H116ZM133 183V182H132ZM135 183V182H134ZM133 183V184H134ZM231 183V182H230ZM123 184V183H122ZM131 184V183H130ZM140 184H143L140 183ZM207 184V183H206ZM209 184V183H208ZM92 185H94V188L92 187ZM112 185V184H111ZM121 185V184H120ZM126 185V184H125ZM135 185V184H134ZM200 185V184H199ZM230 185V184H229ZM233 185V184H232ZM5 186V185H4ZM18 186V185H17ZM26 186V185H24ZM38 185H36L37 187ZM52 186V185H51ZM127 186V185H126ZM129 186V184H128ZM132 186V184H131ZM167 186V185H166ZM170 186V185H169ZM207 186V185H206ZM231 186V185H230ZM43 187V186H42ZM96 187V188H95ZM139 187V186H138ZM143 187V185L141 186V188ZM233 187V186H231ZM39 188V186L37 187ZM58 188V187H57ZM84 188V187H83ZM135 188V187H134ZM200 188V187H199ZM25 189V188H24ZM41 189V188H40ZM80 189V190H78ZM90 189V188H89ZM138 189V188H137ZM146 189V188H145ZM162 189V190H161ZM177 189V188H176ZM64 190V192H63ZM83 190V189H82ZM86 190V189H85ZM128 190V189H127ZM139 190V189H138ZM157 190V191H156ZM38 191V190H37ZM36 191V192H37ZM41 191V190H40ZM102 191V190H100ZM148 191V190H147ZM146 191V192H147ZM150 191V190H149ZM45 192V191H44ZM56 192V191H55ZM58 192V191H57ZM132 192V191H130ZM135 193V191H133ZM166 192V191H165ZM163 193L164 195L166 193ZM64 193V194H63ZM144 193V192H143ZM38 194V192H37ZM42 194V193H41ZM40 194V196H41ZM102 194V192H101ZM137 194V193H136ZM140 194H142L140 192ZM3 195V194H2ZM31 195V193H30ZM39 195V194H38ZM37 195V196H38ZM65 197H70L72 199H74V201L76 200V203L78 201L77 204L80 205V207H76V209L70 208L72 209L70 212H72V214L68 213L67 207H65L67 211V214H69V219L67 218L68 215L65 214H61L60 212V208H62L64 203L63 201L65 200ZM146 195V193H145ZM169 193H167L168 197ZM61 196H63V198H60ZM193 196V195H192ZM21 197V196H20ZM30 197V196H29ZM34 197V196H33ZM50 197V196H49ZM75 197V198H74ZM141 197V196H140ZM27 198V197H26ZM36 198V197H35ZM48 200L49 198L46 197ZM60 198V199H59ZM68 198V200H71ZM137 198V197H136ZM164 198V197H163ZM170 198V197H169ZM168 198V199H169ZM31 199V198H30ZM29 199V200H30ZM34 199V198H33ZM46 199V200H47ZM63 199V200H61ZM171 199V198H170ZM180 200V197L178 198ZM177 199V200H178ZM35 200V199H34ZM95 200V201H94ZM113 200V197H112ZM115 200V198H114ZM138 200V199H137ZM189 200V199H188ZM33 201V200H32ZM55 201V202H54ZM67 201V200H65ZM73 201V200H72ZM108 201V202H107ZM168 201V202H167ZM31 202V201H30ZM103 202V203H102ZM115 202V201H114ZM120 202V200H119ZM143 202V203H144ZM182 202V201H181ZM15 203V204H14ZM63 203V204H62ZM68 203V201H67ZM75 203V202H74ZM100 203L102 204H106V205H100ZM116 203V202H115ZM121 203V202H120ZM119 203V204H120ZM136 203V204H135ZM180 203V202H179ZM7 204V203H6ZM70 204V203H69ZM72 205V204H71ZM70 205V206H71ZM127 205V206H128ZM140 205V204H139ZM179 206V204H177ZM13 206V207H12ZM25 206V205H24ZM104 206V207H103ZM116 206V205H115ZM126 206V205H125ZM125 206L123 205V207L125 208ZM176 206V205H175ZM174 206V207H175ZM59 207V208H58ZM117 207V206H116ZM138 207V208H137ZM180 208H182L181 206H179ZM178 207V208H179ZM248 207V204L246 206V208ZM133 208V209H132ZM177 208V207H176ZM179 208V209H180ZM185 208V207H184ZM245 208V207H243ZM74 209V210H73ZM115 209V208H114ZM15 210V209H14ZM131 210V211H130ZM176 211V210H174ZM190 211V210H189ZM242 211V210H241ZM245 211V210H244ZM246 211L250 212L251 210L246 209ZM7 211L3 212L6 213ZM169 213V214H170ZM174 213V212H173ZM244 213V212H243ZM7 214H11V211ZM12 214V215H13ZM163 214V213H162ZM175 214V213H174ZM173 214V215H174ZM165 215V214H163ZM243 215V214H242ZM240 217H243V216ZM249 217V214H247ZM11 216V215H10ZM162 216V215H161ZM167 215H165L166 217ZM192 216V215H190ZM245 216V215H244ZM12 217V216H11ZM20 217V218H18ZM156 217V218H155ZM163 216V218H165ZM168 217V216H167ZM187 217V216H186ZM224 217V216H223ZM226 217V216H225ZM239 217V218H240ZM251 217V216H250ZM9 218V215H8ZM72 218V220H71ZM119 218V219H118ZM175 218V215H174ZM195 218V217H194ZM247 218V217H246ZM243 218H241V222H239V231L243 230L245 231L246 228H249V235L251 237L252 234H254V232L251 229V225L249 223H247ZM118 219V221H117ZM221 219H225L222 218ZM9 220V219H8ZM11 220V218H10ZM70 220V221H69ZM157 220H159L157 218ZM167 220V219H166ZM176 220V219H175ZM181 220V219H180ZM193 220V219H192ZM190 219V221H192ZM161 222V220H159ZM169 221H171L169 219ZM183 221V220H182ZM188 221V219H187ZM222 221V220H221ZM250 221V220H249ZM256 221V220H255ZM9 222V221H7ZM184 222V221H183ZM195 222V221H194ZM158 223V222H157ZM165 223V222H164ZM167 223V222H166ZM199 223V222H198ZM225 223V222H224ZM258 223V221H257ZM175 224V222H174ZM177 224V221H176ZM222 222L220 223L221 226ZM226 224H228L226 222ZM237 226V223H234ZM254 224V223H253ZM261 224V223H260ZM259 223L255 224V233H258L257 235H259V237H261L260 235L263 233H261V231H264V228H262V226ZM11 225V224H10ZM68 225H70L68 227ZM151 225V226H149ZM170 225V224H169ZM180 225V224H179ZM183 225V224H181ZM201 225V224H200ZM247 225V226H246ZM250 225V226H249ZM259 225V226H258ZM156 226V227H157ZM184 226V225H183ZM182 228H178V230H176L177 232L172 233L174 236V243L177 246H180L181 249L183 248L181 245L184 243V240L188 239L189 233L188 231L186 232L187 229V225L184 226L186 227V229L184 230ZM202 226V225H201ZM205 226V225H204ZM214 226V225H212ZM218 226V225H217ZM235 225H233L234 227ZM234 227V229H236L237 227ZM65 227V228H64ZM155 227V226H154ZM171 227V226H170ZM203 227V226H202ZM201 228V230L203 231V229ZM216 227V226H215ZM257 227H260L261 231L258 230ZM2 228V227H1ZM63 228V229H62ZM152 228V227H151ZM159 228V226H158ZM174 228V227H173ZM199 228V229H200ZM205 228V227H204ZM209 228V227H208ZM207 227L205 229L209 230ZM220 228V227H219ZM241 228V229H240ZM247 228V229H248ZM165 229V228H164ZM192 229V228H191ZM197 229V228H196ZM195 229V230H196ZM204 229V230H205ZM216 229V228H215ZM222 229V228H220ZM156 230V229H155ZM238 231V229H236ZM258 230V231H257ZM160 231V229H159ZM207 231V232H208ZM223 231V230H222ZM226 231V230H225ZM247 231V230H246ZM262 231V232H263ZM155 232V231H154ZM157 232V231H156ZM164 232V231H163ZM162 232V233H163ZM196 232V231H195ZM206 232V230L204 231ZM213 232V231H211ZM216 232V231H215ZM213 232V233H215ZM232 232V231H231ZM241 232V231H240ZM248 232V231H247ZM253 232V233H252ZM161 233V234H162ZM203 233V232H202ZM210 233V232H208ZM207 233V234H208ZM217 233H221V231L218 229ZM228 233V232H226ZM243 232H241L242 235ZM252 233V234H251ZM261 233V234H260ZM151 234V233H150ZM153 234V233H152ZM207 234L204 236L207 237ZM224 234V231L223 233ZM244 234V233H243ZM28 235H33V237L36 236V238L41 239L46 246H43V248H40L37 250L36 252L33 251L31 249L32 244L30 245L29 242L27 244H29L27 246V244L21 243L23 242L22 238H26L28 237ZM213 235V234H212ZM211 235V236H212ZM218 235V234H217ZM209 236V235H208ZM231 236V235H230ZM254 236V235H253ZM256 236V234H255ZM162 237V236H161ZM190 237V236H189ZM201 237V236H200ZM210 237V236H209ZM208 237V238H209ZM213 237V236H212ZM215 237V236H214ZM243 237L245 238V241H248L249 239H247V237H245V235H243ZM243 237L241 236V239H243ZM264 237V235H263ZM35 238V239H36ZM53 239V242L52 239ZM151 238V239H150ZM176 238V239H175ZM192 238V237H191ZM195 238V237H194ZM202 239H200L203 242V246H204V238L201 237ZM253 238V237H251ZM253 240V239H251ZM257 238V237H256ZM262 238V237H261ZM260 238V239H261ZM37 239V240H38ZM173 239V238H172ZM210 239V238H209ZM240 241V238H237ZM258 239V238H257ZM20 240H22L20 242ZM40 240V241H41ZM154 240V239H153ZM168 240V239H167ZM189 240V239H188ZM207 240V239H205ZM231 244H233V242L231 241V239H229ZM233 240V237H232ZM41 241V242H42ZM193 240H190L189 242H191ZM261 241V240H260ZM264 241V238H263ZM38 242V241H37ZM36 242V243H37ZM40 242V243H41ZM42 242V243H43ZM153 242V243H152ZM158 242V243H157ZM170 242V241H169ZM187 242V241H186ZM226 242V241H225ZM227 242V243H228ZM241 242V241H240ZM243 242V240H242ZM252 242V241H251ZM250 242V243H251ZM256 242V241H255ZM43 243V245H44ZM167 243V241H166ZM188 243V242H187ZM215 243V242H214ZM228 243V244H229ZM247 243V242H245ZM249 243V244H250ZM254 243V242H253ZM168 244V243H167ZM230 244V246H231ZM53 245V247H51ZM174 245V246H175ZM187 245V244H186ZM189 245V243H188ZM187 245V246H188ZM206 245V244H205ZM216 245V244H215ZM48 246V248H47ZM168 246V245H167ZM191 246V243H190ZM199 246V245H198ZM202 246V247H203ZM208 245H206L207 247ZM223 246V245H222ZM247 246V245H246ZM253 246L254 248V244L251 245V247ZM38 247V246H37ZM48 249V253L49 251L50 254H52V256L50 255L48 257V254L46 252V250L44 248ZM51 247V248H50ZM159 247V246H158ZM166 247V246H165ZM164 247V248H165ZM178 247V248H180ZM205 247V248H206ZM212 247V246H211ZM224 247V246H223ZM229 248V246H226ZM241 247V246H240ZM245 247V244L244 246ZM53 248V249H52ZM163 248V249H164ZM177 248V247H176ZM204 248V247H203ZM210 248V247H209ZM207 247V249H209ZM236 248V247H235ZM246 248V247H245ZM40 249H44L42 252ZM187 249V248H186ZM206 249V250H207ZM225 249V248H224ZM227 249V248H226ZM249 249V248H248ZM251 249V248H250ZM32 250V254L30 251ZM40 250V251H39ZM53 250V251H52ZM232 250V249H229ZM42 253V255L39 253ZM160 251V250H159ZM168 251V250H167ZM181 251V250H180ZM210 251V250H209ZM226 251V250H225ZM233 251V250H232ZM45 252V254L43 253ZM162 252V251H161ZM164 252V251H163ZM169 252V251H168ZM176 252V251H175ZM174 252V253H175ZM184 252V251H183ZM195 252V251H194ZM234 252V251H233ZM232 252V253H233ZM264 252V251H263ZM170 253V252H169ZM186 253V252H185ZM185 253H183L185 255ZM188 253V252H187ZM199 253V252H198ZM38 254V255H37ZM40 254V255H39ZM180 254V252H179ZM183 254L181 255V259ZM191 254V253H190ZM207 254V251H206ZM264 254V253H263ZM37 255V256H36ZM209 255V254H208ZM231 255V254H230ZM36 256V257H35ZM46 256V257H45ZM177 256V254H176ZM191 256V255H190ZM229 256V255H228ZM37 257V258H39ZM133 257L136 258L133 259ZM180 257V255H179ZM185 257V256H184ZM189 257V256H188ZM186 256V259L188 258ZM258 257V256H257ZM47 258V259H46ZM165 258V257H164ZM226 258V257H225ZM260 258H262V254L260 256ZM45 259V260H44ZM185 259V260H186ZM209 259V258H207ZM263 259H264V255H263ZM39 260V259H38ZM157 260V262H156ZM189 260V258H188ZM153 261V262H152ZM197 261V260H196ZM35 262V261H34ZM182 262V260H181ZM193 262V261H192ZM200 262V261H199ZM210 262V261H209ZM37 263V261H36ZM40 263V262H39ZM137 262H135L136 264ZM214 263V262H213ZM263 263V262H262ZM159 264V263H158ZM179 264V263H178ZM201 264V263H200Z\"/></svg>", "mask_w": 264, "mask_h": 264}]
</instances>
